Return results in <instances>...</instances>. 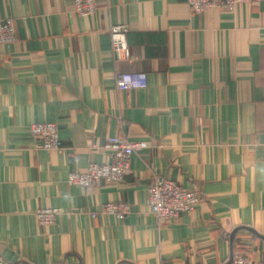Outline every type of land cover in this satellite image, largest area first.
Segmentation results:
<instances>
[{
	"label": "crops",
	"instance_id": "0c3cea01",
	"mask_svg": "<svg viewBox=\"0 0 264 264\" xmlns=\"http://www.w3.org/2000/svg\"><path fill=\"white\" fill-rule=\"evenodd\" d=\"M96 1L83 17L74 0H0L15 25L0 46V263L264 264V2L197 15L186 0ZM117 25L129 61L115 56ZM122 73L146 86L119 91ZM49 122L64 152L31 148L30 126ZM112 138L146 145L125 181L70 185L111 161ZM157 179L201 203L161 224ZM120 203L125 219L102 214ZM40 209H58L55 223L41 226Z\"/></svg>",
	"mask_w": 264,
	"mask_h": 264
},
{
	"label": "built area",
	"instance_id": "2783aa9c",
	"mask_svg": "<svg viewBox=\"0 0 264 264\" xmlns=\"http://www.w3.org/2000/svg\"><path fill=\"white\" fill-rule=\"evenodd\" d=\"M264 2V0H186L192 11L201 15L209 8L234 11L244 2ZM74 12L80 16H90L97 12L96 0H74ZM129 28L125 25L113 26L110 38L115 56L118 60L129 61L131 51L128 43ZM15 41V25L13 20L0 21V46H9ZM146 76L136 73H122L117 78V89L121 92L144 88ZM29 131L32 136L31 148L36 151L64 152L63 142L59 134L58 124L49 122L33 124ZM146 145L130 142L121 138H112L107 147L113 150L111 161L106 164L91 163L84 172L71 173L67 182L70 185L89 188L100 184L120 185L132 166L135 154ZM202 196L183 188L177 182L167 179L152 181L148 191V206L152 214L161 224L179 219L190 214L201 203ZM131 212L127 203L108 204L102 206V214H113L125 219ZM58 209H40L37 212L39 224L50 226L59 216ZM2 264V263H0ZM232 264H255L242 254H236Z\"/></svg>",
	"mask_w": 264,
	"mask_h": 264
},
{
	"label": "trees",
	"instance_id": "16d2710c",
	"mask_svg": "<svg viewBox=\"0 0 264 264\" xmlns=\"http://www.w3.org/2000/svg\"><path fill=\"white\" fill-rule=\"evenodd\" d=\"M236 252V251H235Z\"/></svg>",
	"mask_w": 264,
	"mask_h": 264
},
{
	"label": "water",
	"instance_id": "95a60500",
	"mask_svg": "<svg viewBox=\"0 0 264 264\" xmlns=\"http://www.w3.org/2000/svg\"><path fill=\"white\" fill-rule=\"evenodd\" d=\"M232 262V261H231Z\"/></svg>",
	"mask_w": 264,
	"mask_h": 264
}]
</instances>
